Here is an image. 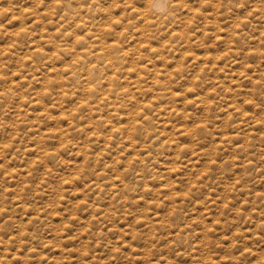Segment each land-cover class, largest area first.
<instances>
[{"label": "rangeland", "instance_id": "1", "mask_svg": "<svg viewBox=\"0 0 264 264\" xmlns=\"http://www.w3.org/2000/svg\"><path fill=\"white\" fill-rule=\"evenodd\" d=\"M181 1L0 0V264H264V0Z\"/></svg>", "mask_w": 264, "mask_h": 264}, {"label": "bare ground", "instance_id": "2", "mask_svg": "<svg viewBox=\"0 0 264 264\" xmlns=\"http://www.w3.org/2000/svg\"><path fill=\"white\" fill-rule=\"evenodd\" d=\"M184 2L181 1V0H178V1H175V0H171L170 2H167L166 0H147V2H145V4L143 5V8H135V5L132 7V12H134L136 10V13L138 14V17L143 21L141 26L137 29L138 31V34H139V37L141 38H149V36L152 37V35L150 34V31H149V25L151 26H154L155 27V33L159 32L160 30L163 31V29H165L167 26L169 25H172L174 26V23L177 21L178 16L177 14H175V10L176 11H179L181 9L184 8ZM187 12L188 14L190 13H194L193 9L191 7H187ZM186 9L182 10L185 11ZM73 13H78L77 11H74ZM189 20V17L186 18ZM192 20V19H191ZM190 20V21H191ZM235 20L237 19H232L231 22L234 23V26L237 25V21L234 22ZM188 21H184L181 23L179 21V24H180V27L181 28H184L183 30H174L173 28L171 29V34L169 35L170 39L173 37L174 39L178 38L179 41L182 42V44L184 46H186L188 43H189V36L187 35V31L185 29V27L188 25ZM235 29V28H234ZM234 29L233 31L231 32L230 36L232 37V41H236L238 40L239 41V37L238 36H234L233 37V32H234ZM151 39V38H150ZM94 42H96L97 40H93ZM114 46L115 44H109L108 45V50H111V49H114ZM138 47V45H137ZM137 47H133L135 49H138ZM144 49H148L149 52L151 51L152 49V46L150 43L147 42V45H145ZM102 53L100 54L104 59L106 58V54H105V51H104V48L101 49ZM139 51V49H138ZM75 56L77 58L81 57L82 56V53H76ZM108 57H110V54L107 55ZM111 58V57H110ZM193 62L192 64H196L198 68H200V65L198 64V59L196 57H193ZM148 62H151V61H148ZM113 64V63H112ZM107 65V63H105L103 66H100L99 63L97 64H94V65H89L88 68L86 69V75L88 76V78H95L94 80H97L100 74V72L104 70L105 66ZM133 72H136V71H133ZM105 76H103L104 78ZM105 79H107L105 77ZM10 91V89H9ZM4 94V92H3ZM110 96V93L108 94H105L103 99H106ZM113 105V100L110 101ZM118 109H114L113 111V114L112 115H116L118 118H123L124 114L123 113H118ZM162 125L163 127L166 126V121L162 120ZM239 125V124H238ZM114 133L115 134H121V130H125L126 131V134H128V139H129V143L132 144L130 145V149H134L135 146L137 145L136 143V137H140L141 136V133L137 132V127L135 125H130V123H125L124 125H121V124H118V125H115L114 128ZM152 134H147L145 137H144V142L143 144H147L146 146H143L145 149L143 152H148L147 148L148 149H151L154 147L155 144L158 143L159 139H155V138H152ZM155 137V136H154ZM38 139H43L42 137H39ZM237 139V136H232L230 138V141L232 140H235ZM107 142V141H106ZM124 144H126V141L124 142ZM144 144V145H145ZM0 148L2 149V151H4V149L6 147H1L0 145ZM129 149V148H127ZM43 155L45 156L44 158H50L49 160L52 159V156L51 154L49 153H46V152H42ZM140 164V166L142 167H146L147 163L149 162V159L147 157H140L138 158L137 160ZM192 161V160H190ZM192 165H194L195 163L194 162H191ZM172 166H176L175 163L172 164ZM148 175L149 178L151 179L149 181L150 182H153L154 181V173H150L148 172ZM140 182H143L144 183V188H145V191L150 193V194H154L155 191L153 188H151L149 185H147V183L145 182L146 181V177H141ZM95 184H91L90 186H94ZM173 183L170 181L169 183H166L165 186L163 187H159L158 190L160 191H164V190H174L173 189ZM100 187V186H98ZM167 199H169L171 201V204H174V192L173 193H170L169 196H167Z\"/></svg>", "mask_w": 264, "mask_h": 264}]
</instances>
